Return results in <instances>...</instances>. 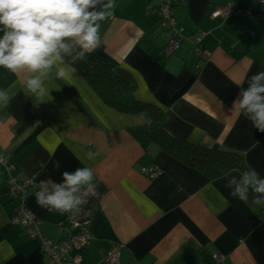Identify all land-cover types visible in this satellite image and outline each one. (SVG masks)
I'll use <instances>...</instances> for the list:
<instances>
[{
	"label": "crops",
	"instance_id": "crops-1",
	"mask_svg": "<svg viewBox=\"0 0 264 264\" xmlns=\"http://www.w3.org/2000/svg\"><path fill=\"white\" fill-rule=\"evenodd\" d=\"M173 2L176 23L186 33L205 34L206 61L185 43L165 58L168 40L158 27L157 3L139 0H113L112 15L99 22L100 46L85 60L127 73L137 89L122 101L159 110L170 138L237 154L244 170L264 178V132L233 108L240 88L264 70V0ZM228 4L241 14L212 19ZM26 78V72L0 68V89L10 96L0 104V159L6 163L0 164V264H49L37 243L10 225L16 208L10 178L30 184L25 207L43 239L58 243L63 236L56 226L69 217L90 221L92 240L76 253L80 264H106L113 247H120V264H264V206L251 192L244 203L225 187L240 172L210 180L183 165L148 142L138 116L104 106L76 72L67 80L50 76L44 101L27 92ZM85 166L93 169L100 196L86 198L80 214L37 206L39 181L59 183L63 172ZM150 166L158 171L154 180L141 174Z\"/></svg>",
	"mask_w": 264,
	"mask_h": 264
},
{
	"label": "clouds",
	"instance_id": "clouds-1",
	"mask_svg": "<svg viewBox=\"0 0 264 264\" xmlns=\"http://www.w3.org/2000/svg\"><path fill=\"white\" fill-rule=\"evenodd\" d=\"M98 5L102 10H96ZM112 7L113 0H0V68L14 75L26 72L27 92L44 101L50 76L70 79L73 65L100 46L99 22L112 15L108 11ZM240 89L233 108L264 132V70L248 79L247 88ZM9 100L8 92L0 89V104L7 105ZM54 167L59 168L60 162ZM61 175L59 183L51 177L39 181L34 193L38 207L75 216L82 212L86 198L100 196L92 168L77 167ZM225 187L244 203L251 192L253 202L264 206V178L255 169L231 176Z\"/></svg>",
	"mask_w": 264,
	"mask_h": 264
},
{
	"label": "built area",
	"instance_id": "built-area-1",
	"mask_svg": "<svg viewBox=\"0 0 264 264\" xmlns=\"http://www.w3.org/2000/svg\"><path fill=\"white\" fill-rule=\"evenodd\" d=\"M139 1H155L157 3L156 13L159 18V30L167 38L168 42L163 49L165 58L173 57L179 50L182 44H188L193 47V52L198 60L206 61L209 54L203 49L202 42L205 34L201 33H186L180 27L174 18L173 0H139ZM263 4V1L260 2ZM241 12L235 10L230 4L216 9L211 17L212 19H228ZM0 164L6 165L4 160L0 159ZM7 171L10 169L7 167ZM142 176L149 180H154L158 171L155 167L150 166L141 170ZM28 182H18L10 178L8 180V191L12 201L16 203V208L10 218V225L21 230L22 236L27 240L37 243L38 250L46 257L49 264H80V259L76 255L77 252L88 247L92 238L90 235V221L76 220L74 217H69L65 221L59 223L56 229L63 236L58 243H52L43 239L38 231L39 223L36 218L26 209L25 197L29 189ZM87 205L82 206L84 209ZM120 247H113L104 259L106 264L119 263ZM213 260H219V257L213 256Z\"/></svg>",
	"mask_w": 264,
	"mask_h": 264
},
{
	"label": "trees",
	"instance_id": "trees-1",
	"mask_svg": "<svg viewBox=\"0 0 264 264\" xmlns=\"http://www.w3.org/2000/svg\"><path fill=\"white\" fill-rule=\"evenodd\" d=\"M73 67L104 106L122 115L138 116L143 122L142 130L148 142L183 165L199 171L210 180L231 171H245L239 155L191 146L172 139L163 131L164 116L159 110L145 104L122 101L123 98H130L137 89L127 73L88 60L78 61ZM148 119L150 123H146Z\"/></svg>",
	"mask_w": 264,
	"mask_h": 264
}]
</instances>
